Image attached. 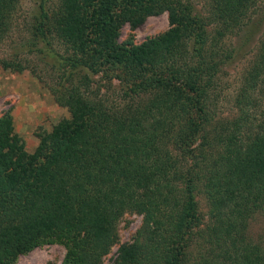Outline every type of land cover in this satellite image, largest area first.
I'll return each instance as SVG.
<instances>
[{"label": "trees", "instance_id": "16d2710c", "mask_svg": "<svg viewBox=\"0 0 264 264\" xmlns=\"http://www.w3.org/2000/svg\"><path fill=\"white\" fill-rule=\"evenodd\" d=\"M20 1L0 0V46ZM208 4L207 16L188 0L41 5L27 53L53 61L58 77L48 87L70 117L40 135L33 153L11 112L0 117V264L46 242L65 247L62 264H103L128 213L143 224L113 264H264V243L249 237L264 216V32L234 100L237 116L213 110L234 54L226 38L250 23L258 30L264 15L252 21L257 0ZM164 12L168 31L139 46L118 43L124 24ZM106 71L120 81L122 109L93 87Z\"/></svg>", "mask_w": 264, "mask_h": 264}, {"label": "rangeland", "instance_id": "374dc122", "mask_svg": "<svg viewBox=\"0 0 264 264\" xmlns=\"http://www.w3.org/2000/svg\"><path fill=\"white\" fill-rule=\"evenodd\" d=\"M195 12L208 15V0H188ZM60 0H21L15 16L12 31L0 46V117L10 111L14 117L16 133L22 138L26 151L33 153L40 144V135L50 133L61 120L69 118L66 108L60 107L48 86L56 83L58 74L50 58L37 53H27L26 46L35 42L34 28L39 24L41 5L48 11H55ZM253 22L264 15V0H257ZM248 24L237 36L226 38V44L234 48L233 58L226 66L218 86L213 93V110L223 119L233 120L237 116L234 100L242 85L244 75L249 68L264 32V23L258 30L256 26L248 30ZM169 13L150 16L139 25L126 23L122 26L118 43L139 46L145 41L157 37L170 29ZM54 50L65 55L66 47L56 39ZM18 55V56H15ZM100 73L92 79L93 87H99V96L111 107L127 104L120 81L110 77L114 71ZM107 75V77H105ZM110 78V79H109ZM200 208L207 212L205 201L199 196ZM143 217L138 214H126L118 223L116 244L103 258V264H113L120 247L131 244L142 227ZM249 237L253 242L264 243V216H257L250 223ZM66 249L59 243L46 242L21 255L15 264H62Z\"/></svg>", "mask_w": 264, "mask_h": 264}]
</instances>
